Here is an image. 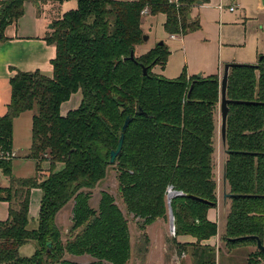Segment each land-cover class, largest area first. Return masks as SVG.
Instances as JSON below:
<instances>
[{
    "label": "trees",
    "instance_id": "obj_1",
    "mask_svg": "<svg viewBox=\"0 0 264 264\" xmlns=\"http://www.w3.org/2000/svg\"><path fill=\"white\" fill-rule=\"evenodd\" d=\"M25 1L0 3V40H6L5 30L22 15ZM54 1L61 6L71 0ZM74 1L77 8L56 17L45 38L56 47L52 76L11 69L16 73L9 80L10 103L0 117V143L12 146L15 119L33 111L28 158L37 171L0 187V201L9 204L7 220L0 221V264H80L65 258L67 254L91 256L90 264H129V222L115 198L102 192L98 209L90 203L91 191L111 168L118 172L122 203L143 221L142 230L168 219L170 189L183 194L170 203L176 253L190 254L194 264H217V249L203 243L218 232L208 212L218 205L219 76L189 77L186 68L172 80L154 73L155 66L164 69L169 62L165 42L137 54L144 41L145 9L153 16L165 15L169 35H186L201 29L199 20L188 19L198 0ZM132 53L135 60L129 59ZM142 66L149 67L147 76ZM79 92L80 106L63 115L62 106ZM227 96L248 104L229 106L225 168L232 197L223 242L230 248H257V240L264 246V59L232 68ZM128 117L133 120L122 152L111 164ZM44 163L48 175L41 177ZM12 164L5 165L9 179ZM33 189L43 193L36 227L29 216ZM70 202L73 224L64 242L56 218ZM179 237L194 241L180 243ZM31 242L36 244L34 255L21 257L20 249ZM248 264H264V251L250 253Z\"/></svg>",
    "mask_w": 264,
    "mask_h": 264
},
{
    "label": "rangeland",
    "instance_id": "obj_2",
    "mask_svg": "<svg viewBox=\"0 0 264 264\" xmlns=\"http://www.w3.org/2000/svg\"><path fill=\"white\" fill-rule=\"evenodd\" d=\"M127 1V0H119ZM130 1V0H128ZM261 0H198L192 8V20H199L201 29L196 32H188L186 35H176V39L169 37L163 29L165 15H142V30L147 41L139 45L137 53L141 55L156 47L160 42H165L171 51V56L166 68L160 65L154 67L153 72L172 80L178 78L184 68L188 76L203 77L216 76L224 71L226 64L237 63L257 65L260 56L264 54V8ZM77 1L71 0L61 6L54 0H26L22 15L9 25L5 30L6 40H0V102L10 99V84L7 77L4 61L8 58L35 57L42 44L47 52H52L54 45L46 43L45 38L50 34V25L56 17L77 8ZM223 9L221 10V8ZM230 7L235 11L231 12ZM10 38H13L10 40ZM16 38V40H15ZM238 61V62H237ZM247 61V62H241ZM251 61V62H249ZM50 64V62H49ZM164 70V71H163ZM3 77V78H2ZM222 75L219 77L221 79ZM82 100V94H74L71 99L62 106V113L77 109ZM3 111H6V107ZM5 107V108H4ZM2 111V110H1ZM4 113V112H3ZM2 115V114H1ZM33 111H28L23 117L14 123V149L18 158L12 164V174L9 179H3L1 188H7L11 181L17 178H31L36 175V162L28 158L32 144V119ZM217 140L214 156L215 178L220 187L217 207L218 240L217 264H248L249 254L256 251L255 246L228 247L223 242L225 234L228 204H224L223 176L226 161L225 148L220 136V106L217 114ZM62 164L58 166V170ZM49 165L43 164V174L48 175ZM118 172L111 168L107 177L90 195V203L94 209H98L102 192L110 193L116 200L126 216L132 243V257L129 264H194L190 254L179 257L172 243L173 235L170 228V219L158 220L153 225L142 230V220L126 211L118 191ZM34 190V189H33ZM228 192V189H227ZM42 191L31 193L30 215L37 221L40 213ZM0 201V220L8 215V205ZM74 202H70L57 217V225L61 230L63 241L71 236L69 230L73 224ZM31 227H36V224ZM144 235L149 237L145 242ZM220 241V242H219ZM178 242L186 243L187 240L179 239ZM36 251V244L31 242L20 249L21 257H32ZM65 258L80 264H90L94 261L91 256L66 255Z\"/></svg>",
    "mask_w": 264,
    "mask_h": 264
},
{
    "label": "water",
    "instance_id": "obj_3",
    "mask_svg": "<svg viewBox=\"0 0 264 264\" xmlns=\"http://www.w3.org/2000/svg\"><path fill=\"white\" fill-rule=\"evenodd\" d=\"M261 3H262L261 6L264 7V0H261ZM188 19H191V14H188ZM52 28H53V26L51 24L50 25V29H52ZM143 39H144V41H147L148 40V36H144ZM160 44H163V42H160ZM129 59L135 60L134 53L131 54ZM263 59H264V54L260 57V60H263ZM241 65L242 64H237V63L226 64V66L224 68V71H223V74H222V77L220 79V85H221V95H220V136H221L222 145H223L224 148H226V145H227V123H228V117H229V111H230V107L229 106L231 104H248V102L232 101L227 96L230 71H231L232 68L239 67ZM142 68H143V75L147 76L149 67L142 66ZM197 77L198 78H202L203 76L201 74H199ZM192 88H191V90L189 92V95H190V93L192 91ZM139 114H141V112H139ZM132 120H133V118L128 117L126 119L125 123H124L123 129H122V134H121V137L119 139L118 147H117L116 150H113L111 152V160H110L111 164L115 163L116 159L118 158V156L122 152L123 145H124V140H125V132L127 131L130 123L132 122ZM225 152H227V151H225ZM223 193H224V195H223L224 204L226 205L228 198H231L232 195H229L228 192H227V179H226V168L225 167H224V176H223ZM179 195H183V194L178 193L176 191H172L171 189H170L169 195H168L170 228H171V231H172L173 235H175L176 219H175V217L173 215L170 203H171V201H172V199L174 197L179 196ZM185 196L188 197V198L194 199L196 201H200V202H203V203H208L206 200L201 199L199 197H195V196H191V195H185ZM47 246L49 248H51L52 247V243L48 242ZM257 248L259 250H261V251H264V246L262 245L261 241H259V240H257Z\"/></svg>",
    "mask_w": 264,
    "mask_h": 264
},
{
    "label": "crops",
    "instance_id": "obj_4",
    "mask_svg": "<svg viewBox=\"0 0 264 264\" xmlns=\"http://www.w3.org/2000/svg\"><path fill=\"white\" fill-rule=\"evenodd\" d=\"M67 3V2H65ZM64 3V4H65ZM78 5V4H77ZM264 8V7H262ZM191 18H193L191 16ZM166 20V18H165ZM165 23V22H164ZM163 29H164V24H163ZM165 31V29H164ZM166 32V31H165ZM167 33V32H166ZM173 35H169L170 38H172ZM13 38H10V40H12ZM16 40V38H15ZM175 40V39H174ZM8 41V39L6 40ZM55 50H53L52 52H47V50H45L43 44L41 46V48L39 49V51L37 53H34V55H36L35 57H30V58H24V57H21V58H18L17 60H14L12 58H8L4 61V67L5 69L7 70V79L10 80L11 77L14 76V74L16 73V71H11V69H15V70H19V71H23V72H34L36 70H40L44 75L46 76H52L53 74V66L51 65V61L56 57V47L53 46ZM139 47V46H138ZM138 47H137V50H138ZM151 50V49H150ZM148 52V51H147ZM138 54V53H137ZM145 54V53H143ZM172 54V53H171ZM142 55V54H141ZM170 59V58H169ZM50 62V64H49ZM238 62V61H237ZM241 62H247V61H241ZM251 62V61H249ZM164 71V70H163ZM223 74V71H220L218 76L220 77L221 75ZM191 77V76H189ZM3 78V77H2ZM10 100H11V92H10V99H8V96H7V99L3 102H0V117L3 116L6 111H3V107H1V105L5 106L7 108V105L10 103ZM4 107V108H5ZM2 110V111H1ZM75 110V109H74ZM4 112V113H3ZM28 112V111H27ZM30 112V111H29ZM26 113V112H25ZM25 113L21 114L20 117H18L17 119H20L21 117H23L25 115ZM68 113V112H67ZM66 113V114H67ZM2 114V115H1ZM63 114V113H62ZM66 114H63V115H66ZM33 116H31V119H33ZM15 119V120H17ZM15 123V121H14ZM12 147L14 148V128H13V141H12ZM3 185V184H2ZM220 187L218 185V191H219ZM36 190H39V189H34L32 190L33 191H36ZM223 191V190H222ZM218 195H219V192H218ZM219 197V196H218ZM6 204V206L8 205V209H9V204L6 202L4 203ZM228 204V203H227ZM219 206V203L217 205V207ZM230 206V204H229ZM213 208V209H210L209 212H208V218L212 221V222H215L217 223L218 219H217V213L218 212H215L217 211L218 208ZM229 208V207H228ZM226 214L228 215V209H226ZM59 215V214H58ZM57 215V217H58ZM9 216V212H8V215L6 216V218L0 220V221H5L7 220ZM29 216L31 218V215H30V212H29ZM31 220H35V219H32ZM73 221V220H72ZM33 223V222H32ZM56 223H57V218H56ZM218 224V223H217ZM179 239H185L187 240V242H193L194 240L191 238V237H179ZM186 242V243H187ZM220 242V241H219ZM203 244H207V245H210L212 247H217L218 245V240L216 239V236L215 237H212L210 240L204 242ZM72 257V256H71ZM75 257V256H73ZM70 259V258H69ZM75 261V260H73ZM77 262V261H76Z\"/></svg>",
    "mask_w": 264,
    "mask_h": 264
},
{
    "label": "built area",
    "instance_id": "obj_5",
    "mask_svg": "<svg viewBox=\"0 0 264 264\" xmlns=\"http://www.w3.org/2000/svg\"><path fill=\"white\" fill-rule=\"evenodd\" d=\"M9 0H0L1 2H5ZM171 2H178L179 0H170ZM223 7L221 8V10ZM229 10L231 12L235 11L234 7H230ZM148 13V9H145L142 12V15H146ZM176 35L172 36V39H176ZM18 158L17 151L12 146H7L5 144L0 143V187L2 186V182L4 178H7L5 174V165L8 163H13Z\"/></svg>",
    "mask_w": 264,
    "mask_h": 264
}]
</instances>
